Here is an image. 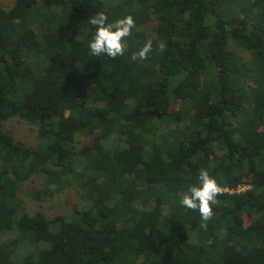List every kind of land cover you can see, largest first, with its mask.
Listing matches in <instances>:
<instances>
[{
    "label": "trees",
    "instance_id": "obj_1",
    "mask_svg": "<svg viewBox=\"0 0 264 264\" xmlns=\"http://www.w3.org/2000/svg\"><path fill=\"white\" fill-rule=\"evenodd\" d=\"M99 12L135 19L123 56L91 54ZM202 168L223 188L206 228L180 203ZM32 177L78 203L28 214ZM0 264H264V0L0 5Z\"/></svg>",
    "mask_w": 264,
    "mask_h": 264
},
{
    "label": "clouds",
    "instance_id": "obj_2",
    "mask_svg": "<svg viewBox=\"0 0 264 264\" xmlns=\"http://www.w3.org/2000/svg\"><path fill=\"white\" fill-rule=\"evenodd\" d=\"M90 25L94 26L96 31L94 37L89 43V49L94 56L107 55L112 59L123 56L127 50V38L132 35L136 28V21L133 16L128 15L113 23H108V17L104 12L90 18ZM158 50L163 53L166 49V43L160 41ZM153 51V42L148 40L145 45L132 55V60H146ZM199 183L189 187L188 191L181 198V205L187 209L199 211L202 219V227H207V222L213 216V205L218 203L217 197L223 194V188L218 181L213 178L209 171L200 169L198 174Z\"/></svg>",
    "mask_w": 264,
    "mask_h": 264
},
{
    "label": "rangeland",
    "instance_id": "obj_3",
    "mask_svg": "<svg viewBox=\"0 0 264 264\" xmlns=\"http://www.w3.org/2000/svg\"><path fill=\"white\" fill-rule=\"evenodd\" d=\"M14 0H0V5L9 9L12 7ZM4 130L7 131L15 140V142L22 144L25 147L36 148L37 139L33 127L25 124L18 118H13L4 123ZM89 142L88 138L79 137L74 143L76 149H80ZM247 186H241L243 189ZM42 181L38 177H32L22 185V190L18 194L21 201L22 209L30 215L35 212H42L44 215L54 217L66 213L73 206L78 203L79 197L75 193V189L67 190L53 199L45 198L36 201L30 198L27 191L30 189H41ZM246 189V188H244ZM247 224V223H246ZM4 239L9 238L8 235L1 236Z\"/></svg>",
    "mask_w": 264,
    "mask_h": 264
},
{
    "label": "built area",
    "instance_id": "obj_4",
    "mask_svg": "<svg viewBox=\"0 0 264 264\" xmlns=\"http://www.w3.org/2000/svg\"><path fill=\"white\" fill-rule=\"evenodd\" d=\"M241 187H238L237 191H242L244 190V188H247V187H244L243 189H240Z\"/></svg>",
    "mask_w": 264,
    "mask_h": 264
}]
</instances>
